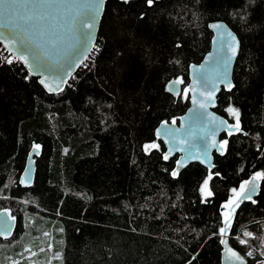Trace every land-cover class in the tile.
<instances>
[{
  "label": "trees",
  "instance_id": "1",
  "mask_svg": "<svg viewBox=\"0 0 264 264\" xmlns=\"http://www.w3.org/2000/svg\"><path fill=\"white\" fill-rule=\"evenodd\" d=\"M214 20L240 41L231 87L215 108L234 125L227 109H235L240 131L221 134L212 170L190 163L177 172L154 130L187 109L188 68L209 50ZM173 79L177 94L166 90ZM35 144L34 181L23 187ZM258 173L264 0H107L94 50L56 94L0 56V210L16 218L12 236L0 238L2 262L29 264L35 253L34 264H220L227 226L247 264H264V179L253 200L229 210L230 226L222 212Z\"/></svg>",
  "mask_w": 264,
  "mask_h": 264
},
{
  "label": "water",
  "instance_id": "2",
  "mask_svg": "<svg viewBox=\"0 0 264 264\" xmlns=\"http://www.w3.org/2000/svg\"><path fill=\"white\" fill-rule=\"evenodd\" d=\"M120 2H130L134 0H118ZM88 0H78L81 5L87 4ZM107 0H104L103 8L99 18L96 21L95 29L92 32L91 40L88 39L86 31L84 34L79 32H69L66 25H62L63 31L35 27L28 35L32 36L38 43L42 45L46 54L43 66L39 70H34L31 63L32 57L27 52L24 53L28 57L29 63H24L20 59L21 53L17 50L19 45L12 43L10 38H4L11 31L12 25H23L31 27V22L25 24L21 19L27 15V9L22 7L25 0H0V45L2 48L10 52L16 60L25 68L27 73L36 77L38 83L43 89L50 94L61 92L70 82L72 76L83 65L92 53L99 31L100 22L104 13ZM16 4L17 8L8 13L9 28H4V4ZM68 15H81L86 13V8H76L72 10L66 9ZM219 25V27H216ZM212 32L211 44L209 50L204 54L200 62L192 63L188 68L189 81L187 84V92L189 94V105L185 112L181 114L178 121L161 122L154 130V134L165 146L164 156L167 159L176 156L175 170L180 172L190 163H199L205 168L212 170L214 168L213 154H221L223 152L220 136L224 132L240 131L234 124L215 111L217 106V96L222 88H228L232 83V75L235 61L237 59L240 41L237 34L228 26L225 21L214 20L207 24ZM43 32V35H41ZM235 37L236 50L233 54L229 47L233 43L228 33ZM62 66V67H61ZM67 68L70 75H65L63 69ZM225 72L227 73L225 76ZM201 77H206L208 84L206 85ZM43 81V83H41ZM169 93L177 94L181 90L180 82L176 79L169 81L166 85ZM212 92L213 99L207 100L206 96ZM203 93L204 95H201ZM193 100L196 102L194 103ZM203 103L205 108H200ZM242 132V131H241ZM33 145L26 157L25 166L19 176V183L23 187L32 185L36 170V157L40 155V149ZM206 148V158H205ZM191 155V159L189 156ZM253 176L247 181L252 180ZM255 191H251L252 185H248L250 191L246 195H250V199L239 197L236 203L230 206L232 211L238 204L244 201L253 200L260 191V179L253 181ZM16 227V218L12 216L8 210H0V238L8 239L12 236ZM225 232L221 233V250L220 264H247V259L242 253L231 245L227 235L228 227L224 226ZM234 251L240 257L237 261L231 257L230 251Z\"/></svg>",
  "mask_w": 264,
  "mask_h": 264
},
{
  "label": "snow or ice",
  "instance_id": "3",
  "mask_svg": "<svg viewBox=\"0 0 264 264\" xmlns=\"http://www.w3.org/2000/svg\"><path fill=\"white\" fill-rule=\"evenodd\" d=\"M149 4L152 3V0H148ZM104 0H88L87 4L81 5L78 3V0H25V3L22 5L25 9H27V15L25 17H22L25 21V24H28L31 22V27H24L23 25H12L11 31L7 36L4 38H10L12 43H17L19 45L18 51L21 53L20 59L24 61V63H29L28 57L24 55L25 52H27L29 55H31L32 60L31 63L33 65L34 70H39L43 66V61L45 57V53L43 51L42 45L38 43L35 39H33L32 36L28 35L29 32L32 31L35 27H41L44 29H51L53 32L56 31V29H60V31H63L62 25H66L69 32L76 33L79 32L81 34L85 33L89 40L92 38V32L95 29L96 21L99 18L102 8H103ZM18 5L16 4H10L5 3L4 4V28H9L10 25L8 23V13L12 11L13 9L17 8ZM86 8V13L81 15L80 13H77L76 15H68L65 10H72L76 8ZM216 27H219L217 25ZM41 35H43V32H41ZM228 36L231 38L233 43L229 44V47L232 49L233 54L236 50V44H235V37L232 36V34L229 32ZM8 63H12L11 60L7 61ZM62 67V66H61ZM65 75H70L67 68L63 69ZM225 72V76H226ZM201 79L204 81V83L207 85L208 80L206 77H201ZM43 83V81H41ZM231 86L229 85V88ZM201 95H204L201 93ZM214 97L212 95V92H209L206 96L207 100H212ZM195 103L196 101L193 100ZM200 108H205L206 105L201 103L199 105ZM227 111L235 116L236 118V124L235 127L239 129V113L233 109L229 108ZM175 123V122H173ZM227 141H224V144H226ZM37 148L39 146H36ZM147 148H154L156 145H148ZM223 147V144L221 145ZM206 148H205V158H206ZM191 159V155L189 156ZM167 159V157H165ZM173 175L175 176L176 173L173 172ZM264 179V173H258L255 176H253L252 180L245 182V184H242L240 186L239 192H237L236 189H233V196L236 198L244 197L245 199H250V195H246L250 191L248 188V185H252L251 191H255V185L253 184V181ZM207 189V181H205L204 188L202 191ZM208 195H211V192L207 193ZM235 200H230L228 203L224 205L225 209H228L231 205L235 204ZM255 203V201H253ZM224 223L225 225L230 226V220L231 217L228 212L224 213ZM221 233L223 234L225 232V229L222 228ZM245 235H251L250 233H245ZM243 243V241H241ZM230 251V255L235 260L239 261L240 257L237 255L236 252ZM252 253L249 252L248 255H251Z\"/></svg>",
  "mask_w": 264,
  "mask_h": 264
},
{
  "label": "rangeland",
  "instance_id": "4",
  "mask_svg": "<svg viewBox=\"0 0 264 264\" xmlns=\"http://www.w3.org/2000/svg\"><path fill=\"white\" fill-rule=\"evenodd\" d=\"M239 190H240V187L237 189V192H239ZM209 191H208V189H206V190H204L203 191V195L204 196H206L207 195V193H208ZM237 198L236 197H234L233 195L229 198V200L227 201V202H225L224 204H223V208H224V205L226 204V203H228L230 200H236ZM229 209H230V207L228 208V209H223V218L225 219V217H224V213L225 212H228L229 213ZM47 232H45L44 234H46ZM33 254H35V253H31L30 255H28L27 257H28V263L29 264H34V258L35 257H33ZM40 255H38V258H40L39 257ZM51 256L52 257H50V259H52L53 258V254H51ZM8 258V257H7ZM14 262H16V261H14ZM14 262L13 261H10L9 263H5V262H2L1 261V258H0V264H14Z\"/></svg>",
  "mask_w": 264,
  "mask_h": 264
},
{
  "label": "built area",
  "instance_id": "5",
  "mask_svg": "<svg viewBox=\"0 0 264 264\" xmlns=\"http://www.w3.org/2000/svg\"><path fill=\"white\" fill-rule=\"evenodd\" d=\"M94 48H95V46H94ZM0 56H1L2 61H5V62L8 60L17 61L16 58L10 52H8L6 49H4L2 47L0 50Z\"/></svg>",
  "mask_w": 264,
  "mask_h": 264
}]
</instances>
